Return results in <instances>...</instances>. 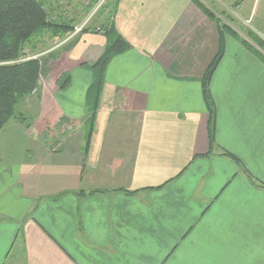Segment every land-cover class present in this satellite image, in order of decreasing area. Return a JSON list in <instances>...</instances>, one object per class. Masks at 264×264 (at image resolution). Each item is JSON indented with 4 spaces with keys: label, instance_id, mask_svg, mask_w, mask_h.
I'll use <instances>...</instances> for the list:
<instances>
[{
    "label": "crops",
    "instance_id": "0c3cea01",
    "mask_svg": "<svg viewBox=\"0 0 264 264\" xmlns=\"http://www.w3.org/2000/svg\"><path fill=\"white\" fill-rule=\"evenodd\" d=\"M104 14L54 61L36 120L0 131V264H264L263 60L225 35L211 143L217 24L191 0ZM111 27L131 47L99 93Z\"/></svg>",
    "mask_w": 264,
    "mask_h": 264
},
{
    "label": "trees",
    "instance_id": "16d2710c",
    "mask_svg": "<svg viewBox=\"0 0 264 264\" xmlns=\"http://www.w3.org/2000/svg\"><path fill=\"white\" fill-rule=\"evenodd\" d=\"M98 3L99 0H91ZM204 13L219 26L220 50L207 69L203 79V93L210 113L209 138L214 139V125L216 111L210 92L211 78L222 58L224 52L225 35H231L257 57L264 62V39L255 32H249L248 39L241 38L239 33L228 24H221L218 16L201 0H193ZM109 2L103 5L101 11L106 10ZM75 28V22H66L53 19L43 0H0V131H2L12 119L26 122L25 114L19 112V107L26 97L40 89V81L46 73L48 58L43 56H28L24 53L27 44L45 32L54 37H60L71 33ZM100 30L102 28L99 26ZM89 28L84 31L89 30ZM97 30V29H96ZM97 30V31H100ZM113 27L109 28L108 45L103 55L90 66L97 76L98 91L101 93L106 68L110 61L118 54L127 51L130 44ZM36 47L33 46V50ZM49 58H55L56 53H51ZM71 81L70 74L59 79L60 88H66ZM97 109V108H96ZM96 109L88 119V142L94 129Z\"/></svg>",
    "mask_w": 264,
    "mask_h": 264
},
{
    "label": "rangeland",
    "instance_id": "374dc122",
    "mask_svg": "<svg viewBox=\"0 0 264 264\" xmlns=\"http://www.w3.org/2000/svg\"><path fill=\"white\" fill-rule=\"evenodd\" d=\"M43 1L45 2V5L47 9L50 11L51 15H53V19L66 21V22H75V25L81 19H83V17H86L90 13L93 14V17L91 19L92 23L93 20L94 21L97 20L99 22L101 20L104 21L108 17L106 13L101 18L102 16L100 15L101 9H99L101 5L100 1L99 4H95L91 0H43ZM106 1L107 0H104L102 4H104ZM191 1L196 7L200 9V11L209 20H211L204 13L203 9L196 4L195 1L193 0ZM201 1L205 6L211 9L218 16L220 23L222 25L223 24L230 25V27H232L235 31L239 33L241 38L248 39L249 32L253 31L264 39V0H201ZM108 2H110V0H108L106 3ZM98 17H100L101 19ZM71 33L65 34L60 37H54L49 32H45L41 36L34 39L32 42L28 43L27 47L25 48L24 53L27 54L28 56H34V55L39 56L40 54H43L46 56V58H48V62L46 63L47 70L46 73L41 78L40 89L37 90V92L31 94L29 98V104H30L29 111L34 116L29 118L27 113H25L24 111H19L25 114L27 118L26 124L28 123L29 125H31L36 120L37 117L36 113L40 112L42 108L43 92H45L47 85L50 87L54 84V78L49 79V76L52 74L51 73L52 66H55V64L53 65V63L57 58H59L62 55V52L63 51L65 52V50H69V48L71 47V46L69 47V45H66V43L74 39V37H70ZM56 45H58V48L52 50V48L55 47ZM33 46L36 47V49L33 50ZM51 53H56V57L55 58L47 57ZM59 54L61 55L59 56ZM66 74L69 73L66 72L62 74V76ZM61 77L58 78L60 79ZM25 100H27V97L25 98ZM31 105L32 108H35L34 110H30ZM16 249L17 247L14 248V250Z\"/></svg>",
    "mask_w": 264,
    "mask_h": 264
},
{
    "label": "built area",
    "instance_id": "2783aa9c",
    "mask_svg": "<svg viewBox=\"0 0 264 264\" xmlns=\"http://www.w3.org/2000/svg\"><path fill=\"white\" fill-rule=\"evenodd\" d=\"M101 2V5H100V8L101 9L103 7L104 4H106V1L104 4L103 1L104 0H99ZM98 1V3H95V4H99L100 2ZM99 6V5H98ZM95 13V12H94ZM91 14V15H90ZM88 14L86 17H83V19H81L76 25H75V28L74 30L72 31V33L70 34V37H75L79 34H81L82 32H84L85 29L89 28L91 26V19L93 17V14L90 13ZM90 15V16H89ZM89 16V17H88ZM83 20V21H82ZM81 24V25H80ZM97 30H100L99 27H97ZM101 31V30H100Z\"/></svg>",
    "mask_w": 264,
    "mask_h": 264
}]
</instances>
